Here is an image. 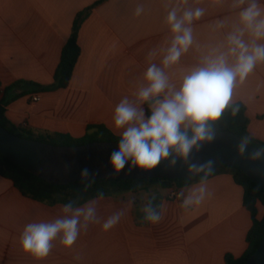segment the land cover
Listing matches in <instances>:
<instances>
[{
  "label": "crops",
  "instance_id": "0c3cea01",
  "mask_svg": "<svg viewBox=\"0 0 264 264\" xmlns=\"http://www.w3.org/2000/svg\"><path fill=\"white\" fill-rule=\"evenodd\" d=\"M98 1L0 0V100L9 101L5 117L13 126L74 138L82 137L92 124L110 130L114 104L131 91L145 67L147 49L161 39L164 13L159 0H105L92 8L78 32L81 54L69 85L40 89L55 81L76 15ZM139 3L146 4V11L136 17ZM215 16L210 11L197 26L200 39L209 37ZM194 56L184 63L193 62ZM258 80H264V70L252 78L245 95ZM18 81L23 83L5 90ZM246 115L248 132L264 142V90L248 103ZM168 190L152 184L136 193L105 196L101 217L132 202L118 226L108 232L93 226L72 249L57 245L46 259L37 261L22 252L20 234L27 222L50 217L58 204L27 198L0 175V264H226V256L243 255L252 218L243 205V188L230 174L211 177L212 196L189 213L180 209L178 200L167 198ZM153 194L154 203L164 202L166 207L155 225L142 222L140 211ZM263 215L259 205L258 218ZM77 255L81 259H75Z\"/></svg>",
  "mask_w": 264,
  "mask_h": 264
},
{
  "label": "clouds",
  "instance_id": "9594fccd",
  "mask_svg": "<svg viewBox=\"0 0 264 264\" xmlns=\"http://www.w3.org/2000/svg\"><path fill=\"white\" fill-rule=\"evenodd\" d=\"M159 6L164 13L161 39L147 49L138 81L111 112L109 128L117 139L108 165L118 175L126 166L128 173L147 172L164 161L175 169L179 162L193 182L175 198L180 209L189 213L212 196L209 183L216 169L214 159L196 160L193 154L213 144L221 128L264 90V80H258L249 94L243 91L264 70V0H159ZM145 11L146 4L139 3L134 16ZM210 11L216 12L210 35L200 39L197 26ZM193 53V62L184 63ZM257 139L254 132L239 136L236 156L264 161V144H254ZM98 177V169H79V184L85 192ZM103 199V192L87 199L69 196L50 217L27 222L19 237L22 252L42 261L57 245L72 249L93 226L99 225L104 232L114 229L132 202L101 217ZM155 199L153 194L140 208L142 222L155 225L163 219L165 203L155 204Z\"/></svg>",
  "mask_w": 264,
  "mask_h": 264
},
{
  "label": "trees",
  "instance_id": "16d2710c",
  "mask_svg": "<svg viewBox=\"0 0 264 264\" xmlns=\"http://www.w3.org/2000/svg\"><path fill=\"white\" fill-rule=\"evenodd\" d=\"M104 1L105 0H99L93 6L80 11L76 15L72 24L71 35L62 50L61 59L55 72V81L52 85L40 86L42 91L66 88L69 85L81 54V48L78 44V32L81 23L88 16L92 8ZM20 83L23 82L18 81L9 88H5V90L14 88ZM8 103L9 101L5 98L0 100V124L12 133L23 138L60 146L81 145L93 141H116L117 139L107 127L101 124L88 125L85 134L80 138H74L68 134L62 133L41 134L17 128L5 117V110ZM221 131H231L238 136L248 133L246 108H242L240 115L226 127H222ZM254 144L261 145L264 144V142L256 140ZM222 173L230 174L235 183L243 188V205L250 212L252 218V225L246 237L248 245L246 251L238 258L231 255L226 256V264H245L248 258L257 249L264 235V215L262 218H258L259 205L264 209V189L255 184L241 168L235 165L216 166L214 176ZM0 175L11 180L15 188L23 196L50 206L63 202V200L69 196H80L83 199H87L97 196L99 192H103L105 197L120 192L136 193L142 188L152 184H158L162 188L168 189L171 187L183 188L186 184L193 182L189 181L187 178L178 180L160 178L127 180L115 178L97 179L96 183L85 192L83 186L80 185L79 182L68 185L50 184L13 162L2 153H0Z\"/></svg>",
  "mask_w": 264,
  "mask_h": 264
},
{
  "label": "water",
  "instance_id": "95a60500",
  "mask_svg": "<svg viewBox=\"0 0 264 264\" xmlns=\"http://www.w3.org/2000/svg\"><path fill=\"white\" fill-rule=\"evenodd\" d=\"M238 135L231 131H221L215 142L193 154L196 160L214 159L216 166L235 165L264 189V161L250 162L247 157L238 158L235 145ZM116 141H93L81 145L60 146L37 140L23 138L0 124V153L17 163L38 178L54 185L77 183L79 169L87 166L98 169L97 179H170L186 178L182 166L169 169L166 161L152 171L133 170L128 173L127 166L118 175H113L108 165V154ZM245 264H264V235Z\"/></svg>",
  "mask_w": 264,
  "mask_h": 264
},
{
  "label": "built area",
  "instance_id": "2783aa9c",
  "mask_svg": "<svg viewBox=\"0 0 264 264\" xmlns=\"http://www.w3.org/2000/svg\"><path fill=\"white\" fill-rule=\"evenodd\" d=\"M38 99H39L38 96L33 98V100H35V101L38 100ZM181 188L182 187H171V188H169L168 194H167V198L170 199V200H176L175 194L177 192H179L181 190Z\"/></svg>",
  "mask_w": 264,
  "mask_h": 264
},
{
  "label": "rangeland",
  "instance_id": "374dc122",
  "mask_svg": "<svg viewBox=\"0 0 264 264\" xmlns=\"http://www.w3.org/2000/svg\"><path fill=\"white\" fill-rule=\"evenodd\" d=\"M26 83V82H25Z\"/></svg>",
  "mask_w": 264,
  "mask_h": 264
}]
</instances>
